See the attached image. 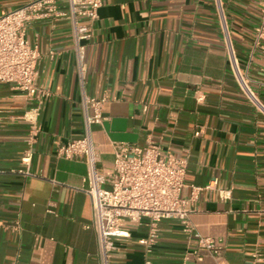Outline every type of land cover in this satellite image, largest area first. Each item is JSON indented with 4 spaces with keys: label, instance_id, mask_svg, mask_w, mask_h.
<instances>
[{
    "label": "crops",
    "instance_id": "1",
    "mask_svg": "<svg viewBox=\"0 0 264 264\" xmlns=\"http://www.w3.org/2000/svg\"><path fill=\"white\" fill-rule=\"evenodd\" d=\"M29 1L0 0V12ZM215 2L102 0L84 49L82 85L68 21L26 27L25 40L39 54L35 84L48 96L27 144L19 117L36 103L0 85V264H97L90 201L81 191L85 163L55 156L57 144L83 134L84 95L104 99L102 122L90 129L98 167L111 169L115 144L142 147L147 139L184 160L180 198L199 189L188 224L222 246L210 256L177 221L163 220L145 256L138 240L146 227L124 223L128 238L114 243L109 264H243L252 255L264 264V47L253 45L258 8L254 0H218L239 72L260 108L232 77ZM27 151L26 167L20 159Z\"/></svg>",
    "mask_w": 264,
    "mask_h": 264
},
{
    "label": "built area",
    "instance_id": "2",
    "mask_svg": "<svg viewBox=\"0 0 264 264\" xmlns=\"http://www.w3.org/2000/svg\"><path fill=\"white\" fill-rule=\"evenodd\" d=\"M254 1L258 8V22L253 30V45L264 47V0ZM101 5L102 0H31L9 12H0V85H10L25 100L36 103L35 107L24 111L19 117L28 128L25 143H33L38 133L39 106L48 96L45 90L35 84L39 54L36 47L25 40L26 27L39 20L68 21L78 80L82 85L84 49L92 37L91 24L97 19ZM215 9L232 77L244 97L260 108L239 72L218 0ZM201 100V96L195 97L197 103ZM103 103L104 99L84 95L80 101L83 112L82 136L55 147L56 157L81 158L85 163V186L81 191L90 201V227L96 236L97 264H109L110 255L115 250L114 243L128 238L122 229L124 223L144 224L146 235L138 240V244L143 248V254L148 255L157 238L159 223L163 220L177 221L185 236L196 239L199 249L210 256L218 255L222 249L220 241L199 237L188 224V216L193 212L195 194L199 189L192 188L188 199L180 198L186 167L184 160L175 158L147 139L142 147L115 144L111 169L105 172L98 167L90 129L102 122ZM197 135L195 132L194 136ZM29 160L30 153L27 151L20 163L27 167ZM200 260L196 256V261ZM143 264L149 262L145 260ZM243 264L263 263L257 255H252Z\"/></svg>",
    "mask_w": 264,
    "mask_h": 264
}]
</instances>
